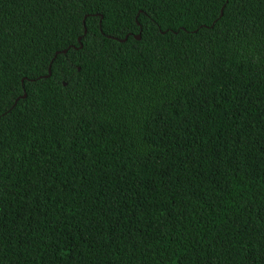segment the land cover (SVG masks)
Returning <instances> with one entry per match:
<instances>
[{"label": "trees", "instance_id": "obj_1", "mask_svg": "<svg viewBox=\"0 0 264 264\" xmlns=\"http://www.w3.org/2000/svg\"><path fill=\"white\" fill-rule=\"evenodd\" d=\"M0 264H264V0H0Z\"/></svg>", "mask_w": 264, "mask_h": 264}, {"label": "water", "instance_id": "obj_2", "mask_svg": "<svg viewBox=\"0 0 264 264\" xmlns=\"http://www.w3.org/2000/svg\"><path fill=\"white\" fill-rule=\"evenodd\" d=\"M85 31H83V33H84ZM134 38H135V40H138L139 39V35L137 34L136 36H134ZM125 39H126V37H124L122 40H118V42H124L125 41ZM77 42H79V38L77 39ZM78 48H80V45L78 46ZM67 51V49H65V50H62V51H60V52H55L54 53V55H53V57H52V60L55 58V56L56 55H58L59 53H65ZM50 62H51V60H50ZM50 62H49V64H48V67H47V74H46V76L45 77H48L49 76V74H50V71H49V66H50ZM23 97V96H22Z\"/></svg>", "mask_w": 264, "mask_h": 264}]
</instances>
